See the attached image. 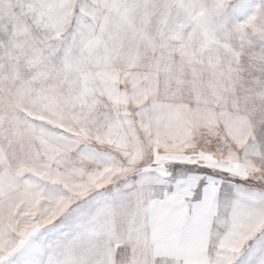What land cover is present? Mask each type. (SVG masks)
Here are the masks:
<instances>
[{"label":"clouds","instance_id":"clouds-1","mask_svg":"<svg viewBox=\"0 0 264 264\" xmlns=\"http://www.w3.org/2000/svg\"><path fill=\"white\" fill-rule=\"evenodd\" d=\"M177 164L227 177L210 220ZM25 229L9 264L253 259L264 0H0V233Z\"/></svg>","mask_w":264,"mask_h":264},{"label":"snow or ice","instance_id":"snow-or-ice-1","mask_svg":"<svg viewBox=\"0 0 264 264\" xmlns=\"http://www.w3.org/2000/svg\"><path fill=\"white\" fill-rule=\"evenodd\" d=\"M173 175L177 178V189L182 194L181 201L184 207L179 210L180 214L188 218L199 215L205 220H210L208 205L214 204L219 197L231 191L225 183L227 177L218 178L209 167H197L195 165L181 167L179 164L173 169ZM27 229L19 233L20 239L9 241L5 235L0 233V264H9L12 257L23 248ZM126 249H121V255L126 254ZM259 251H264V242L258 244L250 252L247 264H255L260 260ZM18 264H32L27 256L21 257ZM264 264V262H262Z\"/></svg>","mask_w":264,"mask_h":264},{"label":"crops","instance_id":"crops-1","mask_svg":"<svg viewBox=\"0 0 264 264\" xmlns=\"http://www.w3.org/2000/svg\"><path fill=\"white\" fill-rule=\"evenodd\" d=\"M226 183V182H225ZM127 256L129 257V253H127ZM117 259H120V256H117Z\"/></svg>","mask_w":264,"mask_h":264},{"label":"rangeland","instance_id":"rangeland-1","mask_svg":"<svg viewBox=\"0 0 264 264\" xmlns=\"http://www.w3.org/2000/svg\"><path fill=\"white\" fill-rule=\"evenodd\" d=\"M128 259L130 260L131 259V253L129 252V257H128Z\"/></svg>","mask_w":264,"mask_h":264}]
</instances>
